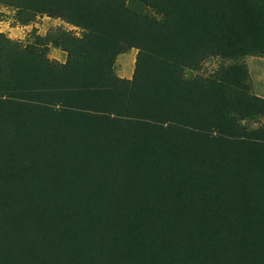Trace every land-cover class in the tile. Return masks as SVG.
Returning a JSON list of instances; mask_svg holds the SVG:
<instances>
[{
	"label": "trees",
	"instance_id": "1",
	"mask_svg": "<svg viewBox=\"0 0 264 264\" xmlns=\"http://www.w3.org/2000/svg\"><path fill=\"white\" fill-rule=\"evenodd\" d=\"M9 8L81 33L53 37L61 62L0 31V264H264V97L244 60L264 56V0Z\"/></svg>",
	"mask_w": 264,
	"mask_h": 264
},
{
	"label": "rangeland",
	"instance_id": "2",
	"mask_svg": "<svg viewBox=\"0 0 264 264\" xmlns=\"http://www.w3.org/2000/svg\"><path fill=\"white\" fill-rule=\"evenodd\" d=\"M4 14L0 20V31L6 33L10 38L28 42L38 39L39 36L49 38L47 44L50 46L48 56L65 62L68 58L66 51L61 48L53 47L51 41L54 36L60 33V30L67 29L80 34L81 30L64 20L46 14H39L35 20L23 24L16 20L14 9H3ZM138 49L132 48L130 51L119 55L116 59L115 67L121 77L132 78L136 67ZM251 73L253 89L256 94L264 97V56H247L245 59ZM219 58L213 57L205 61L200 70L202 75H210L217 70ZM189 74L192 72H188ZM196 73V72H195Z\"/></svg>",
	"mask_w": 264,
	"mask_h": 264
}]
</instances>
